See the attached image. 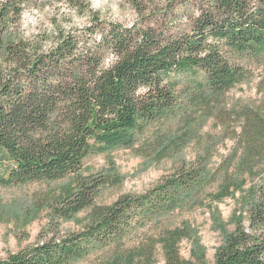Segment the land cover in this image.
Segmentation results:
<instances>
[{
	"label": "trees",
	"instance_id": "obj_1",
	"mask_svg": "<svg viewBox=\"0 0 264 264\" xmlns=\"http://www.w3.org/2000/svg\"><path fill=\"white\" fill-rule=\"evenodd\" d=\"M32 1L0 0V185L61 181L40 196L43 207L59 220L87 214L80 230L44 237L0 264H72L94 253L92 264H157L158 242L164 264H209L201 250L181 256L190 228H170L167 216L203 204L214 184L218 199L249 188L211 264H264V76L260 99L227 97L252 75L236 58L264 62V0H165L153 9L131 0L140 15L132 25L94 15L58 27L52 43L17 27ZM176 116L185 126L178 135L163 130ZM208 118L236 141L217 167L200 156L141 193L97 202L121 177L84 174L88 156L143 139L141 153L163 159ZM151 225L155 234H141Z\"/></svg>",
	"mask_w": 264,
	"mask_h": 264
},
{
	"label": "rangeland",
	"instance_id": "obj_2",
	"mask_svg": "<svg viewBox=\"0 0 264 264\" xmlns=\"http://www.w3.org/2000/svg\"><path fill=\"white\" fill-rule=\"evenodd\" d=\"M68 0H34L24 7L20 27L25 37L38 40L36 36L49 35L50 43L56 36L57 28L81 27L88 24L94 15L101 18L118 21L124 25H132L140 17L136 5L131 0H77L87 3L85 10L71 7ZM165 0H145L153 9ZM251 66L252 75L247 80L237 84L228 93L230 102L258 100L263 96L259 82L264 76V62L251 61L248 58H236ZM182 117H171L166 121L163 130L178 135L183 132ZM193 133L190 141L177 153L163 159L153 154L141 153V140L134 148L118 147L102 153L92 154L84 161V174L97 176L110 173V176L120 175L121 183L109 186L97 198L99 204H111L125 193H141L150 188L159 179L184 163H191L203 156L209 159L208 167L214 169L228 155L235 151L236 141L231 137L222 139V126L214 118H208L201 123H195L189 130ZM34 181L21 185H0V258H6L23 248L35 244L44 237L55 234L60 236L78 231L81 221L87 212L77 214L73 219H56L55 216L40 201V196L47 188L60 183ZM248 185L242 190H236L232 195L217 198V184L207 190V198L203 204L192 209L177 210L167 216L170 228H190V236L180 241V253L184 259L192 260V253L201 250L206 262L211 264L220 248L226 232L231 231L240 220L243 210L242 199ZM55 225L58 230L53 232ZM157 231L151 225L144 228L141 234H155ZM158 263L164 264L162 244H157ZM100 257L94 253L88 258L75 261L72 264H92Z\"/></svg>",
	"mask_w": 264,
	"mask_h": 264
}]
</instances>
